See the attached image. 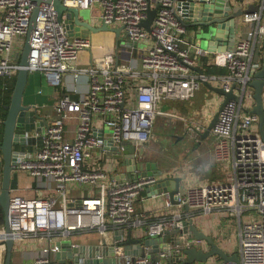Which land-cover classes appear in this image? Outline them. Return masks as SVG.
Masks as SVG:
<instances>
[{
	"label": "built area",
	"instance_id": "2783aa9c",
	"mask_svg": "<svg viewBox=\"0 0 264 264\" xmlns=\"http://www.w3.org/2000/svg\"><path fill=\"white\" fill-rule=\"evenodd\" d=\"M156 1L160 6L147 32L141 22L147 16L148 0H61L65 7L98 8L93 17L122 27L127 41L120 45L118 40L113 50L101 44L88 67L75 68V76L82 71L88 74L87 93L79 99L59 98L51 122L44 132L35 133L42 136L41 146L18 162V167L34 178L53 179L57 192L50 197H25L14 191L10 195L8 219L14 249L23 240L40 245L25 264H66L56 258L60 251L56 241L66 238V233L73 236L92 230L100 236L97 245L113 246L116 264H180L186 259L183 249H208L204 240L183 232L184 222L193 220L197 212L215 211L240 220L239 260L212 256L206 262L190 264H264V140L258 132L259 118L251 112L254 91L249 86L263 65L264 0L259 10L242 15L252 31L231 49L214 53L183 45L186 27L174 13L178 0ZM35 6V0H0V78H15L21 54L16 38L25 36ZM63 20H58L52 5L41 2L31 35L30 72L44 73L53 85H60L63 73L73 69L71 63L93 48L90 36H70ZM140 43L143 46L139 47ZM134 53L140 55V66L132 63ZM208 54L211 64L225 68V74L192 72ZM120 57L128 64L119 65ZM204 81L237 96L221 108L210 130L216 140L215 159L230 164L226 179L180 190L175 194L177 204L170 201L169 192H163L165 209L176 206L180 211L145 222V235L160 238L163 245L158 244L154 252L152 246H145L141 255L127 254L122 244L127 231L143 224L136 214V202L157 177L121 180L111 172L122 161L125 144L135 148L139 159L141 146L153 136L157 116H176L161 109L163 102L190 100ZM70 117L78 119L72 137L66 126ZM189 130L201 134L205 126H189ZM70 185L87 187L88 194L80 199L70 197ZM119 230L124 235L117 239ZM166 234L169 237L162 240ZM108 235L112 236L109 242L105 241ZM4 239L0 226V264L4 262Z\"/></svg>",
	"mask_w": 264,
	"mask_h": 264
},
{
	"label": "water",
	"instance_id": "95a60500",
	"mask_svg": "<svg viewBox=\"0 0 264 264\" xmlns=\"http://www.w3.org/2000/svg\"><path fill=\"white\" fill-rule=\"evenodd\" d=\"M36 6L32 11L29 26L24 36V42L21 47L19 58V68L14 78V86L10 96L9 103L5 105V116L0 120L2 126V135L0 139V226L3 227L5 239L4 262L3 264H13L14 257V238L9 225L8 211L10 195L18 189V176L21 169L18 162L25 157L30 156L35 147L42 144V136H35V133L44 132L48 126V119L45 114L39 111L36 104L25 103V88L29 81V55L31 50V35L35 27L36 18L41 2L52 5L56 12L58 20L64 17V23L70 36H90L93 48L87 51L84 56L93 59L99 54L98 44L105 37H111L114 43L110 44L113 50L121 40L120 45L127 41L125 34H122V27L109 26L104 21L99 20L92 15H88L83 9L75 7H65L61 0H35ZM240 1V0H236ZM154 0H148L147 16L141 22V26L147 31H151V25L156 16L160 4ZM255 9H244L241 5L235 4L234 0H178L174 13L176 17L183 22L185 27H193L195 33L200 37L209 52H221L231 49L236 41L238 29V19L245 13H250ZM224 43L222 45V41ZM108 46V45H107ZM81 57V56H79ZM79 57H77L79 59ZM199 74L204 72L199 68H194ZM212 91L222 95L224 98L220 104L218 112L215 114L210 124L205 128L202 137L209 135L210 130L218 119L221 108L230 99H237L233 91L226 92L220 87L211 85L208 81L203 83ZM249 86L253 88L254 105L251 109L259 118L258 132L264 140V62L262 67L255 72ZM121 165L129 171H136L133 177L137 176H156L154 184L146 188L149 195L169 192L170 201L177 204L175 194L180 191V176H163L162 170L157 168L155 162L140 161L135 156V148L125 144L123 159ZM118 179L125 178L124 174H118ZM185 210H189L186 206ZM183 232L191 233L195 238L204 240L209 249L203 251L196 247L183 249L186 259L180 264H190L193 262H206L208 258L217 256L224 261H238L237 253L229 254L223 250L215 240L204 231L200 230L190 220L184 222ZM124 231L116 232V238L123 237ZM169 234L163 236L166 240ZM150 236H135L129 229L122 244L125 253L132 255H141L144 253L145 246H153L155 240ZM56 245L60 251L56 253V258L66 264H116L113 246L87 245L74 243L70 233H66V238L57 240Z\"/></svg>",
	"mask_w": 264,
	"mask_h": 264
},
{
	"label": "crops",
	"instance_id": "0c3cea01",
	"mask_svg": "<svg viewBox=\"0 0 264 264\" xmlns=\"http://www.w3.org/2000/svg\"><path fill=\"white\" fill-rule=\"evenodd\" d=\"M235 4L241 5L244 9L259 10L261 0H234ZM98 8L89 10L90 15L96 16ZM86 12V11H85ZM264 12V8H263ZM251 26L242 21V16L238 19V29L236 33V41L251 32ZM24 42V37L16 42V48H21ZM224 40L222 41V45ZM183 45L189 46L190 49L199 47L207 50L206 45L203 44L200 37L195 33L193 27H186L185 34H183ZM130 51H125L128 54ZM86 52L81 53L79 59L77 58L71 66L73 69L65 71L62 75L60 85H53V87L45 85L40 93L31 90L25 93V103L36 104L42 114L47 116L48 122H51L52 114L54 113V106L62 96H69L72 99H79L86 94L89 88L88 74L84 71L75 76V68L83 69L89 66L92 59L84 56ZM210 53V52H209ZM126 54V56H127ZM261 60L264 61V51H261ZM130 55V54H128ZM132 55V54H131ZM125 56V58H126ZM133 60L136 66H140V55L134 53ZM120 57L117 61L119 65L128 64V61ZM132 60V61H133ZM212 57L210 54L203 56L198 62L197 67L207 74V69L211 67ZM193 73H198L194 68ZM39 71L30 72L29 82L36 88L35 80L38 77ZM215 75V74H207ZM215 84L216 82L213 81ZM212 83V84H214ZM131 81L127 83L130 87ZM214 84V85H215ZM131 93H134L132 90ZM223 96L212 91L205 85L195 93V96L190 100H167L162 104V110L176 114V116H157L155 122L161 125L163 131L167 130L170 135V142L173 146L172 153L167 147L162 150L157 147L156 134L153 132L152 138L141 146V155H138L140 161L155 162L157 168L162 170L163 176H180L181 184L180 190L185 191L190 186L200 185L206 182L224 181L230 170V164L226 162L217 161L214 157V149L216 148L215 137L209 135L202 137V133L191 132L189 126L203 125L205 128L210 124L211 120L218 112ZM158 118V119H157ZM2 118H0L1 120ZM78 123L76 117H70L66 121L68 128V135L70 137L74 134V129ZM3 130V128H2ZM0 134V139H1ZM153 147L155 149H153ZM36 147L34 148L35 151ZM104 163L107 165L106 158ZM101 162V164L103 163ZM124 174L125 177H133L135 171L126 170L120 164L113 168L111 175ZM55 181L51 178H34L27 171L19 172L18 189L15 193L25 197H50L56 196ZM87 187L68 186L67 194L75 199H80L88 194ZM180 209L174 206L170 209H165V197L162 193L149 195L146 188L141 192V197L136 202V214L143 219V224L133 227L132 233L135 236L145 235V222L147 220L156 218L160 215H167L168 213H177ZM194 224L206 234L210 235L215 242L227 253H237L239 247L238 232L240 229V220L225 211H215L209 214L197 212L194 215ZM74 243L96 245L100 238L96 231H86L75 233L71 236ZM112 236L108 235L105 241L109 242ZM161 239H156L153 252L157 250L158 244L162 246ZM161 242V243H160ZM44 244V243H42ZM208 249L209 246L206 244ZM38 242L21 241L17 243L14 249L13 264H25L29 262L38 253ZM207 249V250H208Z\"/></svg>",
	"mask_w": 264,
	"mask_h": 264
},
{
	"label": "rangeland",
	"instance_id": "374dc122",
	"mask_svg": "<svg viewBox=\"0 0 264 264\" xmlns=\"http://www.w3.org/2000/svg\"><path fill=\"white\" fill-rule=\"evenodd\" d=\"M84 11H86V13L88 15L90 14L89 10H84ZM21 38H16V42H17V40H20ZM108 39H110V44L112 43V41L114 43L113 38L105 37L102 40H100V44H98V47H101L103 45H108L107 48H110V46H109V44L107 42ZM141 46H143L142 43L139 44V47H141ZM39 73L40 74H38V77L35 80L36 88L33 85H31V82L28 81L27 86L25 88V93L30 91V89L31 90L35 89L34 91L36 93H40L44 89L45 85H48L49 81L47 80L46 75L44 73H42V72H39ZM49 86L53 87V85H51V84H49ZM161 108H162V106H161ZM153 132H155V134H156V142H154L155 145L157 147H161L162 150H165V148L169 147L170 148V154H171L173 146L171 145V142H170V135L167 133V130L166 131L162 130L161 125L157 123V120H156V122H154ZM153 149H155V148L153 147Z\"/></svg>",
	"mask_w": 264,
	"mask_h": 264
},
{
	"label": "trees",
	"instance_id": "16d2710c",
	"mask_svg": "<svg viewBox=\"0 0 264 264\" xmlns=\"http://www.w3.org/2000/svg\"><path fill=\"white\" fill-rule=\"evenodd\" d=\"M207 74L223 75L226 73V69L223 67L211 65L207 69ZM14 86L13 79L0 78V118L5 116L6 110L4 109L5 105L9 103L10 96ZM2 133V126H0V134Z\"/></svg>",
	"mask_w": 264,
	"mask_h": 264
},
{
	"label": "bare ground",
	"instance_id": "6f19581e",
	"mask_svg": "<svg viewBox=\"0 0 264 264\" xmlns=\"http://www.w3.org/2000/svg\"><path fill=\"white\" fill-rule=\"evenodd\" d=\"M100 44V43H99Z\"/></svg>",
	"mask_w": 264,
	"mask_h": 264
}]
</instances>
